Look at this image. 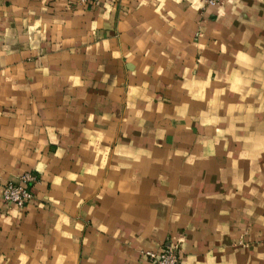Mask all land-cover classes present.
<instances>
[{"label":"crops","instance_id":"1","mask_svg":"<svg viewBox=\"0 0 264 264\" xmlns=\"http://www.w3.org/2000/svg\"><path fill=\"white\" fill-rule=\"evenodd\" d=\"M158 92L186 123L151 122ZM263 239L264 0H0V264H264Z\"/></svg>","mask_w":264,"mask_h":264},{"label":"built area","instance_id":"2","mask_svg":"<svg viewBox=\"0 0 264 264\" xmlns=\"http://www.w3.org/2000/svg\"><path fill=\"white\" fill-rule=\"evenodd\" d=\"M79 5L96 4L100 0H74ZM221 0H204L205 5L215 6ZM36 178L30 171L23 173L18 181H8L2 188L5 201L25 208L34 198L32 185ZM264 240V239H263ZM149 264H182L180 247L177 244L163 245L158 249H145L142 251Z\"/></svg>","mask_w":264,"mask_h":264},{"label":"rangeland","instance_id":"3","mask_svg":"<svg viewBox=\"0 0 264 264\" xmlns=\"http://www.w3.org/2000/svg\"><path fill=\"white\" fill-rule=\"evenodd\" d=\"M68 6L70 8H76L79 7V4L77 2H75L74 0H68ZM154 88V87H153ZM156 89V87H155ZM166 96L164 92H158L156 93V95L152 96V106H151V113L154 114L155 120L151 122L154 123V125H156L157 128H165V127H171V126H176L179 121L181 122V125L186 123L185 120H183L181 118V114L180 111H178L177 108V101H170L168 102L166 100ZM167 105V108H166ZM180 115V118H179ZM212 126H217L216 124L220 125V121L218 120V122L216 123L215 121H210ZM207 123V122H206ZM137 136V142L138 141H143V138H145L142 135H136ZM130 137H126L124 138L123 136L121 137V140H129ZM108 150L106 149V152ZM34 173V172H33ZM23 174V173H22ZM22 174H20L17 178H19ZM34 175L36 176V174L34 173ZM10 181H16V180H10ZM143 251V250H142Z\"/></svg>","mask_w":264,"mask_h":264}]
</instances>
